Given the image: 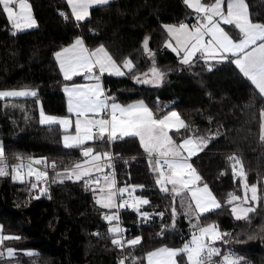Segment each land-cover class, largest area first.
Returning a JSON list of instances; mask_svg holds the SVG:
<instances>
[{
  "label": "trees",
  "instance_id": "obj_1",
  "mask_svg": "<svg viewBox=\"0 0 264 264\" xmlns=\"http://www.w3.org/2000/svg\"><path fill=\"white\" fill-rule=\"evenodd\" d=\"M28 1L36 27L15 35L2 30L10 24L0 10V90L37 91L36 97L0 99V142L5 154L46 158V163L55 161L61 169L83 159L81 149L63 146L61 127L40 122V113L69 114L63 90L68 81L54 54L77 38L91 50L103 44L118 63L131 59L134 64L133 71L123 76L103 75L108 95L122 104L143 100L157 116L177 111L187 128L171 131L176 142L186 137L205 138V147L191 162L202 177L200 183H207L222 207L203 214L198 223H215L221 232L231 234L217 242L222 255L234 251L248 264H264V231H260L264 226V140L260 131L264 98L231 58L213 66L199 57L184 64L180 55L166 46L169 37L163 25L194 22L195 15L184 0H113L92 8L89 18L80 22L73 19L65 0ZM246 3L251 18L264 22V0ZM153 67L162 72L160 83L136 81L134 77L151 73ZM89 144L97 151L109 149L107 138ZM112 149L117 158L118 186L127 188L126 192L133 189L150 201L139 211H122L126 241L140 237L141 242L127 244L125 249L112 243L119 235L110 231L113 223L103 219L109 209L97 203L94 190L84 181L57 180L40 196L29 183L13 179L16 164L11 161L8 175L0 176V226L2 235L20 239L3 240V247L13 248L16 256L1 264H125V260L144 264L149 251L187 241L190 231L183 227L185 216L172 227L175 216L171 210H177L178 197L173 200L170 193L158 188L139 139L115 140ZM230 156L241 161L245 182L258 188L250 223L235 219L225 199L242 187L237 176L240 167L233 171ZM139 185L144 187L133 188ZM143 212L150 215L143 217ZM158 212L164 216L155 215ZM250 234L253 239H247ZM134 258L136 262H132Z\"/></svg>",
  "mask_w": 264,
  "mask_h": 264
},
{
  "label": "snow or ice",
  "instance_id": "obj_2",
  "mask_svg": "<svg viewBox=\"0 0 264 264\" xmlns=\"http://www.w3.org/2000/svg\"><path fill=\"white\" fill-rule=\"evenodd\" d=\"M111 0H67L71 7L72 15L76 21H83L89 15V9L92 6H106ZM184 3L194 9L199 17L195 23L188 24L180 22L177 24L163 25L164 29L170 36L166 43L167 47L172 48L178 55L183 53L181 62L190 63V57L197 52L207 55L212 59L226 60L231 57V62L236 65L244 77H246L261 95H264V22L253 20L250 16L249 6L246 0H184ZM29 5L26 0H0V10H2L7 19L15 29L36 27V22L28 11ZM67 18V16H66ZM236 29L235 33L230 32L226 27ZM173 41L176 47H173ZM148 38H145L144 46L147 49ZM55 58L59 61V66L63 72L64 79L71 81L75 76H85L89 80H95V83L82 85L72 84L70 87L65 86L64 91L68 95L67 111L70 116L56 117L45 115L41 110L40 122L47 125H61L65 134L62 137V143L65 148L81 149V155L85 157L84 163H91L95 166L97 173L103 165H97L95 162L102 158L111 160V153L108 151H95L94 146L90 145L92 141L114 142L117 139L125 137L138 138L144 151L149 156V163L157 173L156 184L160 190L172 195L173 200L181 197V205L186 209L185 215L195 217L197 221L203 214L222 207L221 202L209 189L207 183L199 186L198 182L202 177L197 174L192 164L188 162L189 158L199 150V145L205 143L204 137H188L182 139L177 144L169 132L174 130L179 133L182 128H187L179 113L175 110L166 112L157 116L153 109L150 108L143 100L135 103L121 104L114 97L106 95V90L102 87L100 78L103 74H115L117 76L125 75L121 70L127 69L132 72L134 64L131 59H126L122 64L118 63L109 53L103 44L90 50L82 39L77 38L75 42L68 47L57 51ZM155 80L148 78V73H143L145 77H134L138 83H159L162 78L155 67L151 69ZM35 91H0V97H35ZM72 116L75 117L74 132L68 134L73 129ZM262 120H264V110L261 111ZM264 140V123L261 125ZM88 145V146H85ZM95 153V154H94ZM186 154V155H185ZM5 148L0 142V176L8 175L5 171ZM155 157L154 163L152 158ZM46 160V158H44ZM233 162L232 169L235 172L237 165L240 167V176L244 177L243 165L236 157H228ZM42 161L37 160L36 163ZM51 166L56 167L55 161ZM111 167V164H108ZM34 173L29 166L28 175ZM46 171L36 172L37 180L47 177ZM84 177L85 184H94L99 186L101 179L105 185L109 183L108 175L103 177L93 175L92 168H82L81 163H75L68 178L81 180ZM14 180L23 182L24 177L21 175L19 166L16 169ZM246 180V177H245ZM111 185H115V179L111 180ZM171 185V188L168 187ZM37 184H31V188H36ZM143 188V185L133 186ZM127 188L119 190L123 195ZM251 191V196L248 191ZM100 192H105V188H99ZM256 184H244V196L227 194L226 202L232 204L234 201H241L249 204L258 201ZM116 193L107 191L97 203L105 209L115 207L112 204V198ZM39 198V197H37ZM136 203L147 205L150 201L142 196L136 197ZM136 203L132 205L134 210L139 211ZM128 206V201L124 200L119 207ZM256 211L255 207H232L231 212L235 219L243 220L250 223V213ZM171 214L176 215L175 207L172 208ZM143 217H148L150 213H141ZM155 215L163 217L164 212H158ZM105 219L110 223L118 220L116 214L105 215ZM196 232L192 234L190 241L183 244L181 248L162 247L146 254L147 264H248L246 258L238 255L234 251L222 255V250L214 247L213 244L218 240H224L225 236L231 234L223 233L215 223H196L193 225ZM2 230V226H0ZM110 231L114 234H122L121 227L114 225ZM260 231H264L261 226ZM254 235L250 234L247 239H253ZM5 239H20V237L4 236L0 234V242ZM238 239V238H237ZM129 246H135L141 242L140 237L128 239ZM227 243L228 241H224ZM112 243L117 247H123L121 239L114 238ZM11 256L13 250L8 249ZM28 255H36L28 253ZM213 257L221 259L213 261ZM123 264V261H121Z\"/></svg>",
  "mask_w": 264,
  "mask_h": 264
},
{
  "label": "crops",
  "instance_id": "obj_3",
  "mask_svg": "<svg viewBox=\"0 0 264 264\" xmlns=\"http://www.w3.org/2000/svg\"><path fill=\"white\" fill-rule=\"evenodd\" d=\"M66 1V3H67V0H65ZM113 0H111V2H112ZM26 2H27V4L29 5V9H28V11L30 12V14H31V16H32V18H33V13H32V11H31V5H30V2L28 1V0H26ZM225 4H226V0H225ZM67 5H68V3H67ZM186 5V4H185ZM68 7H69V11H70V13H71V15H72V11H71V7L68 5ZM94 7H97V6H92L90 9H89V12H91V9L92 8H94ZM186 7L189 9V10H191L192 12H193V14L195 15V19H198L199 17L197 16V14L195 13V11H194V9H190L187 5H186ZM73 16V15H72ZM90 16V15H89ZM89 16L87 17V18H89ZM86 18V19H87ZM34 19V18H33ZM73 19L75 20V17L73 16ZM85 19V20H86ZM8 20V19H7ZM35 20V19H34ZM76 21V20H75ZM84 21V20H83ZM8 22H9V24L12 26V24L10 23V21L8 20ZM36 22V21H35ZM77 22H80V21H77ZM186 23V22H185ZM188 24H190V23H188ZM165 25H168V24H165ZM222 27H226L230 32H232V33H235L236 32V29H234V28H231V27H229V26H225V25H221ZM31 29V28H30ZM20 30H29V28H24V29H20ZM165 30V29H164ZM166 31V30H165ZM167 33V32H166ZM168 34V33H167ZM168 37H169V39H170V36L168 35ZM80 39H82V38H80ZM83 40V39H82ZM75 42V41H74ZM73 42V43H74ZM83 42H84V45L88 48V46H87V44H86V42L83 40ZM73 43H71V44H73ZM70 44V45H71ZM69 46V45H68ZM68 46H66V47H68ZM173 47H176V45H175V43H174V41H173ZM170 48V47H169ZM89 49V48H88ZM171 50H172V48H170ZM91 50V49H90ZM175 52V51H174ZM177 53V52H176ZM182 56H183V53L181 52V54H180V57H181V60H182ZM197 57H199V58H201V60H203L204 62H206L207 64H209L210 66H213L214 64H216V63H218V62H220V61H224V60H220V59H212V58H210L209 56H207V55H202L200 52H197L193 57H190V62L192 61V60H194L195 58H197ZM229 58H231V57H229ZM228 58V59H229ZM232 59V58H231ZM57 60V59H56ZM227 60V59H226ZM57 62H58V64H59V61L57 60ZM122 64V63H121ZM121 70L122 71H124L125 72V74L128 72V70L127 69H123V68H121ZM62 74H63V72H62ZM105 74H108V73H105ZM242 74V73H241ZM104 75V74H103ZM103 75L101 76V78L103 77ZM113 76H117V75H115V74H112ZM243 75V74H242ZM64 76V75H63ZM101 78H100V82H101V84H102V87L105 89V87H104V84H103V81L101 80ZM246 78V77H245ZM76 79H78V80H76ZM247 79V78H246ZM73 80H76V81H68V83L65 85V86H71L72 84H82V85H88V84H93V83H95V80H89V79H87L86 78V75L85 76H75V77H73ZM248 80V79H247ZM249 81V80H248ZM250 82V81H249ZM251 83V82H250ZM251 85L255 88V86L251 83ZM65 88V87H64ZM64 90V89H63ZM106 90V89H105ZM255 90L259 93V91H258V89H256L255 88ZM64 94H65V97H66V99H67V104H68V95H67V93L64 91ZM260 94V93H259ZM106 95H108L107 94V91H106ZM261 95V94H260ZM263 98H264V95H261ZM118 102V101H117ZM135 102H137V101H135ZM135 102H132V103H135ZM120 103V102H119ZM122 104V103H121ZM155 113V112H154ZM71 114H68L67 116H70ZM56 117H65V116H56ZM72 120H73V129H70L69 130V133L68 134H72L73 132H74V122H75V117L74 116H72ZM59 127H61V129H63V126H61V125H58ZM64 131V130H63ZM172 131H174V130H172ZM171 132H169V134H170ZM262 134V133H261ZM117 140H119V139H117ZM92 142H94V141H92ZM95 151H97L96 149H95ZM201 151H199V153H200ZM95 154V153H94ZM85 157H83V159L79 162V163H81V165H82V168H89V167H91L92 168V173H93V175L95 176V175H99V176H101V177H103L104 175H105V164H104V162H103V159L104 158H102L100 161H97V162H95L97 165H103V167L101 168V170L99 171V173H97V171H96V168H95V166L94 165H92L91 163H84V161H85ZM31 161H33L34 163H36V161L37 160H40L41 161V159L40 158H35V159H30ZM148 160H149V157H148ZM150 164V163H149ZM71 168H72V166L71 167H67V168H63L58 174H57V180L58 181H65V180H70L69 178H68V174H69V172H70V170H71ZM152 170V169H151ZM28 171H29V169H27V170H25L24 171V173L23 174H21L23 177H24V180H25V178L26 177H28L29 175H28ZM16 175V173H14V176ZM87 179H89L88 177H84V178H82L81 180H78V181H84L85 182V180H87ZM23 180V181H24ZM71 180H76L75 178H73V179H71ZM20 181V180H19ZM111 180H110V177H109V183L107 184V186L105 185V181L103 180V179H101V181H100V185L99 186H97V185H94V184H89V185H87V186H89L92 190H94V192H95V198H96V200H99V199H101V197H103L104 195H105V193L107 192V191H112V192H114V189L111 187ZM108 185H110V186H108ZM99 188H105V192H100L99 191ZM133 192V189L132 190H130V191H128V193H132ZM137 197H140V196H137ZM145 198V197H144ZM147 199V198H146ZM134 203H136V198L134 199ZM99 204V203H98ZM112 204L114 205V206H116V201H115V196H113V198H112ZM100 205V204H99ZM145 205H142V204H139V203H136V207L139 209V208H142V207H144ZM115 210V207H113V208H111V209H109V212L108 213H111L112 211H114ZM117 225V224H116ZM0 234H2V230H0ZM3 242V241H2ZM2 242H0V264L2 263V262H10V261H12L14 258H15V256H16V252L14 251V249L13 248H11L12 250H13V253H12V255L10 256L9 255V253H8V249L10 248V247H3V245H2ZM226 254H228V253H226ZM225 254V255H226ZM219 259H221L220 257H215V261H217V260H219Z\"/></svg>",
  "mask_w": 264,
  "mask_h": 264
},
{
  "label": "built area",
  "instance_id": "obj_4",
  "mask_svg": "<svg viewBox=\"0 0 264 264\" xmlns=\"http://www.w3.org/2000/svg\"><path fill=\"white\" fill-rule=\"evenodd\" d=\"M196 22V19L194 18V22ZM2 30L7 31L9 34L15 35L17 33H19L21 30L20 29H15L13 26L11 25H3L2 26ZM101 80L103 81V78H101ZM108 152L111 153V160L109 161L107 158L103 159V162L105 164V174L108 175V177L115 179L116 183H115V200H116V204L117 207L116 208V215H118L119 219L118 220H113L111 223H115L118 224L122 231V234H119L120 239L123 242V247L121 249H125L127 247V242H126V231L123 228V224H122V211L126 210V209H132V199L128 198V196L125 194V192L123 193V195L120 194L119 190L122 189L118 186V182H117V172H116V161L117 158L113 152L112 149V142L109 143V149L107 150ZM4 161L5 163V170H8L9 168V162H15V168H14V173H16V169L19 166V170L20 173L23 174L25 170L29 169V166H31V170L34 173L32 176H28L25 178V182L29 183L30 185L35 183L37 184L36 188H32L35 191L38 192V194L40 196H42V193L44 194V196L50 191L51 189V184L55 181H57V174L62 170L61 168H59L56 164V167L53 168L51 166L52 162L46 163L45 159H41V163H34L33 161H31L28 158L25 157H15V156H9L5 154L4 157ZM111 164V167H108V164ZM43 172L46 171L48 173L47 177L45 178H41L40 180L36 179L35 173L36 172ZM127 200L128 201V206H125L124 208H119V205L124 201ZM134 202V200H133ZM105 215H112V213H106L103 216V219L106 223L111 224L108 220L105 219ZM213 261H215V257L212 258ZM132 262H136V259L134 258L132 260ZM125 264L126 260H125Z\"/></svg>",
  "mask_w": 264,
  "mask_h": 264
},
{
  "label": "rangeland",
  "instance_id": "obj_5",
  "mask_svg": "<svg viewBox=\"0 0 264 264\" xmlns=\"http://www.w3.org/2000/svg\"><path fill=\"white\" fill-rule=\"evenodd\" d=\"M31 5V4H30ZM31 11H32V7H31ZM32 13H33V11H32ZM34 18V17H33ZM126 60V59H125ZM124 60V61H125ZM123 61V62H124ZM122 62V63H123ZM160 73H162L161 71H160V69L159 68H156ZM145 77H141V79H144ZM148 78H150V79H152V80H155V77L152 75V72L151 73H149L148 74ZM161 80H162V78L160 79V81H159V83L161 82ZM148 84H152V85H154V84H158V83H148ZM0 91H35L36 93H37V91L36 90H34V89H31V88H21V89H2V90H0ZM26 97H33V96H26ZM36 97V96H35ZM11 98H24V97H0V99L1 100H4V99H11ZM45 115H50V114H46V113H44ZM50 116H56V115H50ZM67 116V115H66ZM40 120H41V116H40ZM262 123H264V120H262L261 121V125H262ZM43 125H47V124H43ZM63 130V129H62ZM260 131H261V133H262V129H260ZM171 132V131H170ZM73 134V133H72ZM170 135V134H169ZM171 136V135H170ZM186 138H188V137H186ZM193 138V137H192ZM185 139V138H184ZM193 139H196V138H193ZM174 140V139H173ZM175 141V140H174ZM176 142V141H175ZM181 142V141H180ZM180 142H176L177 144H179ZM90 143V142H89ZM205 145H206V143H201L200 145H199V150L195 153V154H193L190 158H189V160H188V162L189 163H191L192 164V162H191V160H192V158L193 157H195L198 153H199V151H201L204 147H205ZM186 155V154H185ZM41 159V158H40ZM152 160H153V163H154V160H155V157H153L152 158ZM192 166H193V164H192ZM150 167H151V169H152V172L154 173V175H155V178H156V176H157V173L153 170V167H152V165H150ZM193 168H194V166H193ZM6 171V170H5ZM197 172V171H196ZM240 169L239 170H237V176H238V178L241 180V185H242V187H241V189H240V191L239 192H232V194H235V195H240L241 197H243L244 196V184L246 183L245 182V179H244V177H241L240 176ZM198 174V173H197ZM113 178H110V180H112ZM198 184H199V186H201L202 187V183H200V182H198ZM108 186H110V185H108ZM158 186V188L160 189V186L159 185H157ZM111 187L114 189V193L116 192L115 191V185L113 186V185H111ZM168 187L169 188H171V185H168ZM210 189V188H209ZM211 190V189H210ZM111 191V190H110ZM212 192V191H211ZM213 193V192H212ZM125 194L128 196V198H130V199H132V205L134 204V202H133V200L137 197V195L134 193V191L132 192V193H128V192H125ZM214 195V194H213ZM248 195L249 196H251V191L249 190L248 191ZM257 196H258V191H257ZM178 208H177V210H176V215H175V217H174V219L172 220V227H176L177 225H179V218H180V216L181 215H183V216H185V219H186V222H185V224L183 225V227L185 228H187L189 231H190V235H189V237H188V239H187V241L186 242H188V241H190L191 240V238H192V234L194 233V232H196L197 230H196V228H194L193 227V225L194 224H196V223H198V221L195 219V217L193 216V217H189V216H187V215H185L184 213H185V211H186V209L181 205V203H180V201H181V197H178ZM116 201V200H115ZM237 205H239L240 207H248V206H253V207H256V205H257V201H255V202H250L249 204H245V203H243V200H241V201H234L232 204H230V206H231V209H232V207H235V206H237ZM116 208H118L117 207V204H116V206H115V210L114 211H112L111 213H112V215L113 214H116ZM119 208H124V207H119ZM114 225H116V224H112V225H110V229L114 226ZM220 230V229H219ZM221 231V230H220ZM114 234V233H113ZM115 235H118V234H115ZM117 239H120V237L118 236L117 237ZM219 241V240H218ZM218 241H216L214 244H213V246L214 247H218L217 246V242ZM185 242V243H186ZM183 245H181V246H177V247H174V246H170V245H162V246H159V247H157V248H162V247H170V248H181ZM157 248H155V249H157ZM219 248V247H218ZM155 249H153V250H155ZM152 250V251H153ZM229 253V252H228ZM144 264H147V258L145 257V263Z\"/></svg>",
  "mask_w": 264,
  "mask_h": 264
},
{
  "label": "water",
  "instance_id": "obj_6",
  "mask_svg": "<svg viewBox=\"0 0 264 264\" xmlns=\"http://www.w3.org/2000/svg\"><path fill=\"white\" fill-rule=\"evenodd\" d=\"M234 175H235V173H234ZM42 196H44V194L42 193Z\"/></svg>",
  "mask_w": 264,
  "mask_h": 264
}]
</instances>
